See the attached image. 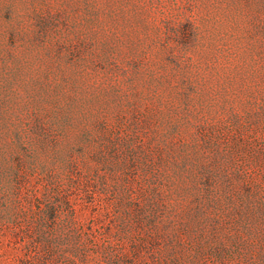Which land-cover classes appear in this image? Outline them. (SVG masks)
I'll return each mask as SVG.
<instances>
[{
	"label": "rangeland",
	"instance_id": "obj_1",
	"mask_svg": "<svg viewBox=\"0 0 264 264\" xmlns=\"http://www.w3.org/2000/svg\"><path fill=\"white\" fill-rule=\"evenodd\" d=\"M0 264H264V0H0Z\"/></svg>",
	"mask_w": 264,
	"mask_h": 264
}]
</instances>
